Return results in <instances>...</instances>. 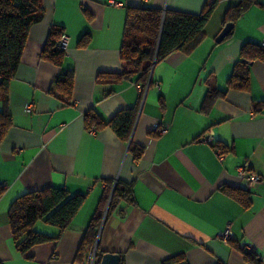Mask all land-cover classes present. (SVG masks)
Returning a JSON list of instances; mask_svg holds the SVG:
<instances>
[{"label":"crops","instance_id":"1","mask_svg":"<svg viewBox=\"0 0 264 264\" xmlns=\"http://www.w3.org/2000/svg\"><path fill=\"white\" fill-rule=\"evenodd\" d=\"M210 1L44 0L10 84V121L0 123V264H86L87 256L78 257L84 234L107 185L119 182L131 187L132 204L119 203L102 225L104 255H119L121 264H251L243 250L253 248L264 264V61L251 64L249 88L228 87L242 46L264 42V0L217 43L226 12L238 3L220 0L203 42L191 54L178 51L155 64L151 87L97 82L100 73L125 69L120 51L128 8L198 15ZM53 27L70 38L61 66L42 56ZM69 72L70 97L58 88ZM136 107L130 143L143 149L140 159L110 127L85 125L90 111L108 122ZM158 123L169 128L166 135L153 133ZM207 133L212 145L200 141ZM240 166L261 182L241 180ZM47 188L86 195L85 203L63 232L38 221L34 230L54 240L22 253L12 235L11 205ZM227 189L246 192L249 206ZM227 231L230 239H220Z\"/></svg>","mask_w":264,"mask_h":264},{"label":"trees","instance_id":"2","mask_svg":"<svg viewBox=\"0 0 264 264\" xmlns=\"http://www.w3.org/2000/svg\"><path fill=\"white\" fill-rule=\"evenodd\" d=\"M236 1L238 3L230 7L224 16L223 28L229 23L236 26L251 8L261 6V0ZM219 5L220 0L210 1L198 15L147 7L128 8L120 51L125 69L119 73H100L97 82L103 85H116L124 81H134L144 89L148 85L151 87L150 78L155 64L178 51L191 54L205 39V29ZM44 11V0H0V99L3 102V111L0 113L1 127L7 126L10 121L7 110L10 84L15 78L30 29L41 20ZM63 34L61 29L53 27L42 51L43 58L56 66L63 64L66 55L55 49L57 40ZM232 34L233 32L226 39ZM256 60L264 61L262 46L253 43L244 44L241 48L240 60L236 63L229 79V89L249 88V68ZM73 80V73L69 72L62 81H59L58 88L64 95L69 97L72 95ZM218 93L220 95V92ZM138 112V107L121 111L113 119L105 122L97 112L90 111L85 115V125L88 129L94 124L99 128L110 127L122 141L130 143ZM129 150L134 153L136 159H140L143 155V149L134 143H130ZM226 192L245 207L249 206L250 196L243 190L227 189ZM85 200L86 195H71L67 190L57 188L30 192L18 198L11 205L9 220L13 239L19 251L27 253L35 246L54 240L48 235L36 232L35 224L43 220L63 232L70 227ZM123 201L132 204L131 187L120 182L116 185H107L84 234L78 257L87 256V253L97 245L96 264H100L104 256V253L98 249L102 225ZM243 252L251 264H261L260 258L253 251L248 252L244 249ZM164 264L184 263L180 259H171Z\"/></svg>","mask_w":264,"mask_h":264},{"label":"built area","instance_id":"3","mask_svg":"<svg viewBox=\"0 0 264 264\" xmlns=\"http://www.w3.org/2000/svg\"><path fill=\"white\" fill-rule=\"evenodd\" d=\"M112 5H116L114 2L112 3ZM69 45H70V38L68 35L66 34H63L59 40H57L56 44H55V49L57 51H60V52H64L66 53L68 50H69ZM262 46V49L264 50V42L261 44ZM157 87H159V84H156ZM141 87V86H140ZM149 87V86H148ZM143 90V88H142ZM144 92V90H143ZM26 111L28 113H31L33 111V107L30 105V106H27L26 108ZM168 127L162 123H158L154 126L153 128V133L156 135V136H164L167 134L168 132ZM92 130H94V128H92ZM200 141H202L203 143H206V144H209V145H212L214 143V138H213V135L212 134H205V135H202L200 137ZM218 157H219V160L221 162L224 161L225 159V156L222 152H219L218 153ZM238 176L241 180L243 181H247L249 182L250 184H259L261 182V178L258 174L256 173H250L248 174L247 173V168L246 166H240L238 168ZM107 212V210H106ZM104 222V220H103ZM219 238L224 240V241H228L230 239V232L227 231V232H223L219 235ZM252 249L253 248H249L247 251L248 252H252ZM97 255H98V250H97V245L95 247H93L88 253H87V257H86V264H96L97 263Z\"/></svg>","mask_w":264,"mask_h":264},{"label":"water","instance_id":"4","mask_svg":"<svg viewBox=\"0 0 264 264\" xmlns=\"http://www.w3.org/2000/svg\"><path fill=\"white\" fill-rule=\"evenodd\" d=\"M234 27L235 25L232 23L227 24L219 34L216 40L217 43L223 42L233 32ZM112 195L113 192L111 194V197ZM100 264H121V259L120 256L116 254H105L101 259Z\"/></svg>","mask_w":264,"mask_h":264}]
</instances>
